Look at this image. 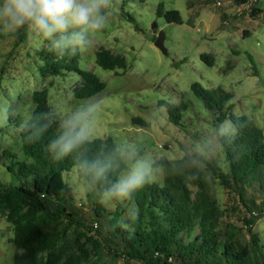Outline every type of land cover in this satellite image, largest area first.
I'll use <instances>...</instances> for the list:
<instances>
[{
    "label": "rangeland",
    "instance_id": "374dc122",
    "mask_svg": "<svg viewBox=\"0 0 264 264\" xmlns=\"http://www.w3.org/2000/svg\"><path fill=\"white\" fill-rule=\"evenodd\" d=\"M157 5L163 12L176 10L180 22L169 23L163 15H157ZM255 7L260 12L251 17L250 6L235 0H115L109 26L96 36L92 48L79 54V69L93 72L105 83V88L91 97H103L92 123V139L111 137L117 146L139 149L140 157L153 164L163 157L201 155V146L214 137L215 115L191 91L190 86L195 83L208 90L220 87L231 93L232 113L245 115L264 133V0H258ZM153 24L156 31L164 33L166 54L153 44ZM47 44L31 33L27 43L18 46L15 36L2 35L0 39V155L9 150L21 157L17 126L31 114L34 91L46 87L50 111L55 113L57 122L89 101L75 99L70 92L79 80L76 72L46 78L40 75L42 61L37 52ZM99 47L123 56L126 68L106 71L98 67L95 53ZM202 54L212 56L211 65L201 58ZM160 101L182 106L178 126L169 122L166 106L158 105ZM135 118L144 121L145 126L133 123ZM201 156L215 160L227 171L218 148L211 158ZM8 162L0 160V184H19L18 178L6 169ZM161 177L160 168H154V181L160 182ZM64 178L75 196L74 205L82 203L85 222L96 223L93 236L103 244L101 258L91 264L112 263L113 257L102 240L109 228L103 230L107 221L90 220L93 216L84 198L86 189L76 172ZM211 180L213 195L223 210L220 229L231 224L238 229L240 242L254 250L242 222L246 215L236 194L212 176ZM250 193L252 190H248ZM255 195L258 201L264 199V191ZM116 204L125 209L123 217L126 210L130 212L127 202ZM116 204L107 209L113 211ZM252 232L264 253V218L255 222ZM12 235V226L0 216V264H14L15 253H21L9 241ZM122 263L121 258L115 259V264Z\"/></svg>",
    "mask_w": 264,
    "mask_h": 264
},
{
    "label": "trees",
    "instance_id": "16d2710c",
    "mask_svg": "<svg viewBox=\"0 0 264 264\" xmlns=\"http://www.w3.org/2000/svg\"><path fill=\"white\" fill-rule=\"evenodd\" d=\"M235 2L246 5L248 0ZM257 2L250 7L251 17L260 12L255 7ZM156 13L163 15L169 23L180 22L176 10L163 12L157 5ZM222 19H225L224 14ZM27 37L28 34L21 30L15 35V45L26 44ZM37 56L42 61L39 71L43 78L76 72L79 80L70 89L75 99L91 98L105 88V83L93 72L79 69V55L58 59L47 44ZM201 58L211 65L212 56L202 54ZM95 64L106 71L126 68L123 56L104 47L96 50ZM190 89L215 115V127L228 118L236 122L234 142L229 145L228 137L223 141L227 171H223L215 160H206L197 153L174 159L160 158L153 167L160 168L161 181L146 185L135 194L133 201L127 202L130 211L138 204L141 213L131 234L113 227L118 221L127 220V215L122 216L125 209L119 208L118 204L113 211L100 206L97 201L103 183L92 184L79 166L82 159L94 160L111 153L117 147L113 138H93L65 159L54 160L45 146L54 136L59 123L56 119L38 140L32 141L36 132L34 122L43 124L52 119L50 115L44 118L45 114L51 113L46 87L34 91L31 114L24 124L17 126L21 157L9 150H3L0 155V160H9L6 169L19 181V184H0V216L12 226L13 235L9 241L21 250V253H15L14 264H91L101 258L103 244L93 236V224L96 223L85 222L86 212L80 210L82 203L74 205L75 196L64 178L71 172H76L86 189L84 198L93 216L90 220L107 221L103 230L109 228L102 240L114 261L105 264H115L117 258L122 259V264L131 261L145 264H264V253L252 232L255 222L264 218V199L258 201L255 195L264 191V133L245 115L232 113L231 93L220 87L208 90L197 83ZM161 104L166 106L169 122L178 126L182 106L158 102ZM132 121L145 126L139 118ZM126 169L127 165L122 163L110 178L115 180ZM211 176L223 188L236 194L246 215L242 222L254 250L240 242L238 229L231 224L226 223L220 229L223 210L213 195ZM248 190L252 193L247 194Z\"/></svg>",
    "mask_w": 264,
    "mask_h": 264
},
{
    "label": "clouds",
    "instance_id": "9594fccd",
    "mask_svg": "<svg viewBox=\"0 0 264 264\" xmlns=\"http://www.w3.org/2000/svg\"><path fill=\"white\" fill-rule=\"evenodd\" d=\"M115 0H0V35L15 36L21 30L33 34L48 43L49 49L58 59L65 55L75 57L94 46L95 38L110 23ZM103 97L89 98L87 104L64 117L57 125L52 139L45 148L52 158L60 161L74 151L82 149L93 137V120L100 109ZM46 123L34 122L35 142L48 130L55 113L48 116ZM237 125L231 118L218 124L214 137L200 148L201 155H208L219 149L224 152V138L229 145L235 140ZM219 154V153H217ZM127 170L119 173L115 180L110 174L117 173L121 164ZM90 177L92 184L103 183L97 203L103 208L112 207L117 202H131L136 193L154 182V167L149 160L140 157L139 149L127 145L117 146L111 153L94 160L82 159L79 165ZM127 220L117 222L129 234L135 231L133 225L140 219V207L126 210Z\"/></svg>",
    "mask_w": 264,
    "mask_h": 264
},
{
    "label": "water",
    "instance_id": "95a60500",
    "mask_svg": "<svg viewBox=\"0 0 264 264\" xmlns=\"http://www.w3.org/2000/svg\"><path fill=\"white\" fill-rule=\"evenodd\" d=\"M152 33L156 35L153 44L154 46L160 50L163 54H166V50L164 48L163 42H164V33L162 31H156V25L153 24L151 26Z\"/></svg>",
    "mask_w": 264,
    "mask_h": 264
},
{
    "label": "built area",
    "instance_id": "2783aa9c",
    "mask_svg": "<svg viewBox=\"0 0 264 264\" xmlns=\"http://www.w3.org/2000/svg\"><path fill=\"white\" fill-rule=\"evenodd\" d=\"M255 2H256V0H248V2L246 3V7H248V6L251 7ZM217 5H219V2H217Z\"/></svg>",
    "mask_w": 264,
    "mask_h": 264
}]
</instances>
